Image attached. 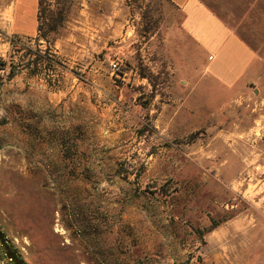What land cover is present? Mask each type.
Here are the masks:
<instances>
[{"label":"rangeland","instance_id":"374dc122","mask_svg":"<svg viewBox=\"0 0 264 264\" xmlns=\"http://www.w3.org/2000/svg\"><path fill=\"white\" fill-rule=\"evenodd\" d=\"M16 1L0 0V232L26 263L260 262L227 253L264 246V0H203L257 55L235 91L185 68L167 0H47L54 71L10 78V38L37 36L11 31Z\"/></svg>","mask_w":264,"mask_h":264},{"label":"crops","instance_id":"0c3cea01","mask_svg":"<svg viewBox=\"0 0 264 264\" xmlns=\"http://www.w3.org/2000/svg\"><path fill=\"white\" fill-rule=\"evenodd\" d=\"M30 1L36 2L33 28L30 30L28 13ZM180 12L181 40L189 44L185 54V68L199 70L204 76L219 83L227 91L240 90L251 86L259 77L257 55L251 46L233 30L203 0H167ZM16 11L12 12L13 33L37 31L38 0H17ZM193 51V52H192ZM214 234V233H211ZM212 241L218 239L211 235ZM262 241L256 247H242L227 253L228 258L248 254L258 257L257 264H264ZM231 251V249H230ZM232 261V260H231Z\"/></svg>","mask_w":264,"mask_h":264},{"label":"trees","instance_id":"16d2710c","mask_svg":"<svg viewBox=\"0 0 264 264\" xmlns=\"http://www.w3.org/2000/svg\"><path fill=\"white\" fill-rule=\"evenodd\" d=\"M47 0H38V13H37V36L34 38L35 47L32 44H28L33 41L32 38H28V42L22 43L18 36L10 38V42L18 53H22L19 57L20 63L16 65L15 62H11L9 77L13 78L22 69H29L31 74L47 76V71H54L52 64L47 58V53H51L50 47H47V43L52 45L55 42L56 36L59 33V27L64 20L63 13L56 15L54 12L47 10ZM46 4V5H45ZM43 45H46V49H42ZM2 69H6L7 63L1 64ZM20 67V68H19ZM216 226L211 227L209 232H212ZM0 264H27L22 258V255L9 240L0 232Z\"/></svg>","mask_w":264,"mask_h":264},{"label":"built area","instance_id":"2783aa9c","mask_svg":"<svg viewBox=\"0 0 264 264\" xmlns=\"http://www.w3.org/2000/svg\"><path fill=\"white\" fill-rule=\"evenodd\" d=\"M112 67H113V71H114V72H119V71H120V67H119V65H118L117 63H114V64L112 65Z\"/></svg>","mask_w":264,"mask_h":264}]
</instances>
